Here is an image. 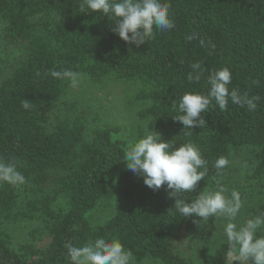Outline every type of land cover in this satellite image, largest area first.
<instances>
[{"label":"trees","instance_id":"16d2710c","mask_svg":"<svg viewBox=\"0 0 264 264\" xmlns=\"http://www.w3.org/2000/svg\"><path fill=\"white\" fill-rule=\"evenodd\" d=\"M167 2L175 27L136 45L112 31L106 14L80 12V0H0L4 39L21 48L8 74L0 73V158L14 160L26 177L23 185L0 183V264H71L66 242L81 246L101 236L119 238L137 262L200 264L195 232L213 231L198 217L177 214L178 197L166 186L153 190L127 169L129 143L120 126L101 124L97 114L90 124L85 113L52 120L59 105L70 111L76 103L64 99L70 82L53 78L50 69L70 68L94 85L132 84L127 100L145 103L138 115L150 130L165 128L176 146L197 145L207 175L182 198L222 182L232 156L247 147L256 175L264 177V0ZM197 61L203 74L190 81ZM223 67L231 70L230 88L259 96L257 109L229 102L221 111L213 104L201 113L206 127L185 136L173 102L186 91L206 94L208 75ZM221 155L229 165L218 175L213 165Z\"/></svg>","mask_w":264,"mask_h":264},{"label":"clouds","instance_id":"9594fccd","mask_svg":"<svg viewBox=\"0 0 264 264\" xmlns=\"http://www.w3.org/2000/svg\"><path fill=\"white\" fill-rule=\"evenodd\" d=\"M170 4L167 0H80V12H99L106 14L115 22L112 31L130 44L141 45L155 38L156 32H167L175 27L169 15ZM195 38V34L186 37ZM204 45V41H200ZM195 75L190 72L188 79L199 81L203 74L201 62L192 64ZM53 78L66 79L70 87L75 88L80 83L81 73L72 69L58 71L50 69ZM209 90L207 93L186 91L173 102L177 114L174 119L183 125L185 136H190L192 129L206 127L207 121L201 113L208 112L210 106L218 105L221 111H226L229 102L248 110L257 109L259 96L241 94L237 87H231L232 73L228 67L215 69L207 78ZM25 110L32 105L27 99L21 102ZM128 170L143 177L144 184L159 190L166 186L175 200L174 210L184 218L195 216L200 223H207L210 216L221 218L223 233L229 245L228 252H235L239 264L252 260L253 264H264V213L254 215L242 222L237 217L243 207L241 194L238 190L228 189L216 180L215 189L199 192L195 199L186 200L181 194L194 192L199 181L207 175L208 161L202 157L201 150L193 142L180 143L176 139L166 141L162 134L145 126L142 136L132 143L124 154ZM229 165V160L221 155L214 162L218 175H223V169ZM13 186L26 183V177L18 170L14 160L5 162L0 158V183ZM67 258L71 264H135L133 252L126 249L119 238L96 237L89 239L81 246L66 242ZM233 261V262H234Z\"/></svg>","mask_w":264,"mask_h":264},{"label":"rangeland","instance_id":"374dc122","mask_svg":"<svg viewBox=\"0 0 264 264\" xmlns=\"http://www.w3.org/2000/svg\"><path fill=\"white\" fill-rule=\"evenodd\" d=\"M3 27L4 22L0 20V70H2L0 73L8 74L20 58L21 48L19 45L9 44L5 41ZM132 88V84L114 79H109L103 85H94L86 76L81 75L78 86L71 87L64 98L69 102H75L74 108L68 111L63 105H59L52 114V120L60 115L75 118L85 113V119L90 124L96 114L100 115L101 121L99 122L101 124L108 123L121 127L120 135L127 139L130 147L136 139L143 135L145 126L149 128L148 121L138 115L139 111L145 107V103L134 104L127 100V94ZM152 131L161 133L162 139L170 140L171 135L165 128ZM231 166L230 174L221 183L228 189L229 194L233 189L238 190L241 194L243 207L237 217V222L264 213V211L262 212L264 210V177L255 173L256 160L252 148L247 147L234 154ZM215 187L211 189H215ZM223 223L221 218L216 219L214 216H210L204 225L212 226L215 235L213 231L200 235L197 234L198 231L195 232V244L197 247L200 246V264H221L220 262L234 264L236 253L228 252L229 245L226 240L221 238V235H224ZM219 260L221 261L219 262ZM246 263L253 264V261L250 259ZM135 264L161 263L154 259H146L142 262L135 261Z\"/></svg>","mask_w":264,"mask_h":264}]
</instances>
